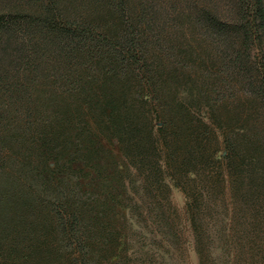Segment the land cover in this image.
Returning <instances> with one entry per match:
<instances>
[{
  "label": "trees",
  "instance_id": "obj_1",
  "mask_svg": "<svg viewBox=\"0 0 264 264\" xmlns=\"http://www.w3.org/2000/svg\"><path fill=\"white\" fill-rule=\"evenodd\" d=\"M0 6L1 140L7 128L34 118L42 80L43 101L63 111L54 83L81 92L98 79L101 94H87L95 99V126L107 134H96L92 148L115 137L138 192L161 217L168 216L170 186L183 192L200 264L215 237L223 235L234 254L241 238L253 242L264 218V123L255 120L264 116V0ZM254 50L262 56L254 59Z\"/></svg>",
  "mask_w": 264,
  "mask_h": 264
},
{
  "label": "rangeland",
  "instance_id": "obj_2",
  "mask_svg": "<svg viewBox=\"0 0 264 264\" xmlns=\"http://www.w3.org/2000/svg\"><path fill=\"white\" fill-rule=\"evenodd\" d=\"M261 54L254 50V59ZM93 79L81 92L53 84L63 111L43 101L42 80L35 85L34 118L1 133L7 140L0 139V264H200L183 192L170 186L168 216L161 217L138 192L136 171L116 138L92 148L96 134H107L95 126L100 119L88 94L98 97L101 81ZM255 120L264 123V116ZM258 225V236L251 243L241 238L235 254L223 235L210 240L202 264H264V218Z\"/></svg>",
  "mask_w": 264,
  "mask_h": 264
}]
</instances>
